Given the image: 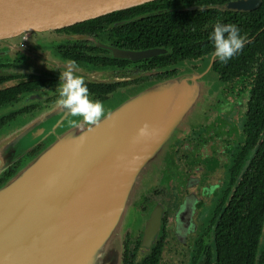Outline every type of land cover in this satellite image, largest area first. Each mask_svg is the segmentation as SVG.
Masks as SVG:
<instances>
[{
	"label": "water",
	"instance_id": "water-1",
	"mask_svg": "<svg viewBox=\"0 0 264 264\" xmlns=\"http://www.w3.org/2000/svg\"><path fill=\"white\" fill-rule=\"evenodd\" d=\"M153 1L0 0V43L25 38L38 47L52 31ZM259 2L236 0L208 8L244 11ZM99 47L110 58L131 62L168 53L163 47ZM213 62L210 54L198 71L114 94L102 102L105 118L91 131L83 123L74 127L80 118L57 101L0 128V179L17 165L0 184V264H121L123 233L135 204L207 108ZM12 110L1 107L0 117ZM146 123L154 135L134 142ZM80 136L86 137L83 143Z\"/></svg>",
	"mask_w": 264,
	"mask_h": 264
},
{
	"label": "flooded vegetation",
	"instance_id": "flooded-vegetation-1",
	"mask_svg": "<svg viewBox=\"0 0 264 264\" xmlns=\"http://www.w3.org/2000/svg\"><path fill=\"white\" fill-rule=\"evenodd\" d=\"M263 4L203 16L207 25L186 34L183 59L170 53L136 62L110 58L99 44L121 46L113 31L125 24L114 23L93 28L86 21L61 28L38 47L25 38L0 43V108L15 109L0 117V128L56 102L68 61L76 62V75L85 80L90 99L103 102L131 87L200 70L214 52L210 34L216 23L238 26L250 48L264 26L254 33L247 19ZM255 46L264 48V43ZM245 49L241 53L250 56ZM164 56H169L165 63L159 60ZM257 67L244 57L226 64L214 60L207 108L196 127L175 143L156 183L135 204L123 233L121 264H236L239 245L252 240L251 231L259 232L253 264H264V98L261 104L255 99ZM214 185L209 196L204 190ZM253 219L259 229L252 227Z\"/></svg>",
	"mask_w": 264,
	"mask_h": 264
},
{
	"label": "trees",
	"instance_id": "trees-1",
	"mask_svg": "<svg viewBox=\"0 0 264 264\" xmlns=\"http://www.w3.org/2000/svg\"><path fill=\"white\" fill-rule=\"evenodd\" d=\"M229 0H157L142 6L134 7L128 10L115 12L104 17L88 21L87 26L93 28L101 24L110 25L112 23L132 19L134 17L158 11L165 10L159 15L149 16L141 20L133 21L114 29L113 33L119 36V43L125 48L146 49L151 47H163L168 50L174 58H185V49L188 47L186 34L198 33L203 23V16L217 11L216 8L208 6L221 5ZM202 8V9H201ZM246 20V19H244ZM247 21L253 24L256 33L260 27L264 26V4L260 8L250 13ZM213 25V23H211ZM208 28V26H206ZM99 28V27H98ZM251 43V47L246 46L245 55L239 53L238 58L244 57L245 60L258 62V78L256 77V89L259 93L255 99L261 104L264 98V48H258L255 45L264 43V31L260 33ZM120 46V47H121ZM208 52V50L204 51ZM169 54V56H171ZM169 56L159 58L164 63ZM3 92L0 93V104ZM13 166L6 171L4 176L13 173ZM252 227L259 229V224L253 219ZM252 240L246 241L244 245H239L237 250L236 264H253L256 256L257 235L259 232L251 231ZM248 261V262H247Z\"/></svg>",
	"mask_w": 264,
	"mask_h": 264
},
{
	"label": "clouds",
	"instance_id": "clouds-1",
	"mask_svg": "<svg viewBox=\"0 0 264 264\" xmlns=\"http://www.w3.org/2000/svg\"><path fill=\"white\" fill-rule=\"evenodd\" d=\"M214 46L213 59H218L226 64L233 57L241 53L248 42L241 35V30L234 24L216 23L210 34ZM78 66L75 61H68L65 70L60 75L59 93L57 104L60 108L67 110L68 114L79 121H73V126L79 128L80 124H87L89 131L98 126L105 118L104 104L99 100L90 99V93L85 80L76 75ZM154 130L149 124H144L137 131L134 142H141L150 139ZM86 137L80 136L79 142L83 143ZM217 186L206 188L204 191L211 196ZM187 203V202H186ZM183 225L178 228L181 232ZM186 234V233H183Z\"/></svg>",
	"mask_w": 264,
	"mask_h": 264
}]
</instances>
